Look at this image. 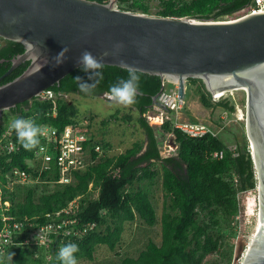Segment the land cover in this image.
I'll return each instance as SVG.
<instances>
[{"label": "trees", "instance_id": "trees-1", "mask_svg": "<svg viewBox=\"0 0 264 264\" xmlns=\"http://www.w3.org/2000/svg\"><path fill=\"white\" fill-rule=\"evenodd\" d=\"M89 1L107 3L109 0ZM143 1L119 0L117 7L123 11L148 14L149 9ZM250 2L251 0H161L162 9L157 16L217 21L232 15ZM0 41L3 43L0 47V85H4L18 77L29 62L19 65L2 78L11 65V59L22 54L24 48L19 43L2 39ZM102 72L104 79L91 95L80 93L77 88L73 78L78 75L86 78V74L79 68L49 90L56 94L101 97L119 78H126L127 75L124 69L111 66H104ZM186 83L197 85L203 107H218L227 113L234 112L235 107L229 99L219 98L213 101L200 80L189 79ZM161 85L160 77L142 73V95L137 97V103L131 109L138 114L137 123L144 132V142H135L117 156L109 157L110 145L97 140L94 132L92 137L95 144L102 147L103 156L96 164L73 172L70 184H54L58 173L51 164V169L43 171L39 176L40 181L44 182L42 185L54 186L49 192L36 197L35 187L31 185L15 186L11 191L4 189L10 208L3 214L12 221L23 222L27 219L37 226L44 225L47 222L46 214H54L74 199L78 200L79 209L73 216L61 215L57 219L59 223L69 219L75 220V223L63 228L64 232H69L68 235H51L53 241L47 249L22 244L26 231H21L15 236L18 245L7 246L4 253L0 254V264H9L8 254L12 255L11 264H61L57 259L59 248L70 242L79 246L77 261H93L99 246L114 251L121 240L124 223L137 221L147 227L158 223L147 189V185H152L158 177L161 178L164 192L159 220L160 242L156 244L149 241L136 256H125L120 259L119 264H203L206 257L219 252L223 235L215 203L223 205L229 214L236 213L239 209L237 195L255 189L251 154L247 146L242 150L230 151L222 139L211 133L190 138L175 128L172 122L164 121L160 126V134H172L177 149L174 155L163 158L155 131L144 116L153 107V97L159 93ZM50 110L49 102H40L35 98L17 105L9 112L14 117L37 115L33 119L37 124V118L43 115L41 113ZM111 118L117 119L116 116ZM43 120L57 129L81 121L74 103L65 100L57 101L55 118L45 117L41 119L42 122ZM123 120L130 121L131 118L125 116ZM106 123L104 121L103 125ZM88 127L90 128L89 125ZM4 129L5 126L0 124V135ZM12 139L16 144V151L0 158L2 173L14 168L33 173L28 163L33 160L36 149L25 151L17 142L14 132ZM220 153L221 157H214V154ZM97 156L92 152L90 157L96 159ZM21 187L26 189L22 200H19L17 190ZM95 190L97 197L92 198V191ZM1 218L2 214L0 228ZM92 224V229H85ZM47 255L50 256L49 261L46 259Z\"/></svg>", "mask_w": 264, "mask_h": 264}, {"label": "water", "instance_id": "water-1", "mask_svg": "<svg viewBox=\"0 0 264 264\" xmlns=\"http://www.w3.org/2000/svg\"><path fill=\"white\" fill-rule=\"evenodd\" d=\"M118 1L0 0V39L24 48L2 78L29 62L18 77L0 85V117L79 68L76 61L85 50L98 59L109 52L104 66L123 69L124 61L160 77L153 106L162 111L158 97L165 83L177 85L180 101L189 79L200 80L210 96L243 92L259 226L241 264H264V12L232 21L197 20L123 11ZM117 45L123 47L112 55ZM65 47L66 59L56 66Z\"/></svg>", "mask_w": 264, "mask_h": 264}, {"label": "rangeland", "instance_id": "rangeland-1", "mask_svg": "<svg viewBox=\"0 0 264 264\" xmlns=\"http://www.w3.org/2000/svg\"><path fill=\"white\" fill-rule=\"evenodd\" d=\"M143 3L149 9L147 15L157 16V13L162 9L161 0H144ZM223 20H225V17L217 21ZM176 86L174 83H165L164 92L160 99H165V95L170 90L174 91ZM221 98H227L231 101L235 107L233 113H227L218 107H203L199 100L197 85H188L187 83L185 85L184 99L179 104L181 105L180 109L162 112L158 107L153 106L144 116L155 131L160 155L163 158L170 157L176 153L177 149L172 134H160V126L165 120L172 122L174 127L180 123H195L205 126L215 136L222 139L230 151L242 150L244 146H247L248 149L249 143L245 132L244 93L239 90L232 91L222 94ZM66 99L74 103L80 114L81 122L83 125L90 126L91 131L96 134V139L110 145L109 157L117 156L135 142H144L145 135L137 123L138 114L134 109L114 106L106 98L101 97L68 94ZM112 116H116L117 119H112ZM125 116L130 117L131 120H123ZM13 117L9 111L3 112L0 117V124L7 126ZM5 121H7V124H5ZM104 121H107L105 125H103ZM140 185L145 186L143 184ZM31 186L35 187L36 197L42 193L49 192L54 187L53 185L46 186L44 184L37 187L35 185ZM20 189L17 190L18 199L22 200L23 191L26 188L21 187ZM147 189L156 211L158 223L153 227L144 226L137 221L124 223L121 240L114 251H110L105 246H99L96 248L93 261L80 260L78 264H119L120 259L125 256H136L149 241L159 244V220L164 203L161 178L158 177L152 185H147ZM91 197H97L96 190L92 191ZM237 198L239 200V209L236 213L229 214L223 205L219 204V202L215 203L221 223L223 240L219 252L206 257L203 264H239L242 256L245 255L247 247L258 228L257 192L255 189L248 190L238 194Z\"/></svg>", "mask_w": 264, "mask_h": 264}, {"label": "built area", "instance_id": "built-area-1", "mask_svg": "<svg viewBox=\"0 0 264 264\" xmlns=\"http://www.w3.org/2000/svg\"><path fill=\"white\" fill-rule=\"evenodd\" d=\"M257 12H264V0H251V2L245 7L239 9L230 16H226L223 21L237 20ZM176 91L177 86L174 91L170 90L169 93L165 95V99H160V96L164 92L163 89V92L158 98L159 102L166 108L165 111L161 110L162 112L175 111L181 108V105L179 104H181L182 101L178 99ZM66 96L67 94H56L49 89L41 92L36 99L40 102H49L51 104V110L46 111L45 113L42 112L41 114L43 115L40 116V118H55L57 101H67ZM221 96L222 93L216 98L212 95L211 98L213 101H216ZM34 117L28 116L27 118L33 120ZM40 118H37V125L43 126L47 130V134L40 137V144L46 150L44 152H39V148L35 150L33 160L28 163L33 169V173L17 168L2 173L0 167V214H2V227L0 228V254L4 253L5 247L18 245V243L15 242V236L21 233V231H26L24 240L21 242L22 244L47 249L49 244L53 241L51 235H68L69 232H64L63 228L75 223V220L73 219L62 220L60 223L57 222V219L60 218L61 215L73 216L79 209L78 200L74 199L69 202L65 208L54 214H46L45 217L47 222L44 225L37 226L35 223L30 222L27 219L23 220V222L12 221L10 217L3 214L10 208V202L4 196V189L11 191L15 186H28L44 183L40 181L39 176L43 171L50 170L52 165L58 173V179L54 184L67 185L72 182L73 172L81 171L88 166L96 164L99 161V158L103 156L102 147L95 144V140L92 137L93 132L88 125H83L80 121L78 123L67 125L62 129H57L50 125L47 120H43L44 122H42ZM9 125L10 123L5 126L3 133L0 135V158H5L16 151V144L12 139L13 132H10ZM175 128L179 129L190 138L201 137L207 133L214 135L205 126L195 123H180L176 124ZM248 150L249 152L251 151L250 146L248 147ZM92 152L98 155L96 159L90 157ZM214 157H221V153L214 154ZM93 227L94 225L92 224L88 225L85 229H92ZM243 257L244 255L242 256V259ZM46 259L49 261L50 256L47 255ZM239 264H241V262Z\"/></svg>", "mask_w": 264, "mask_h": 264}, {"label": "clouds", "instance_id": "clouds-1", "mask_svg": "<svg viewBox=\"0 0 264 264\" xmlns=\"http://www.w3.org/2000/svg\"><path fill=\"white\" fill-rule=\"evenodd\" d=\"M122 45L115 46L112 55H116L122 48ZM69 50L65 47L57 55V65L59 66L66 59V53ZM110 53L105 51L98 59L90 51H83L76 63L80 71L86 74V78L75 76L73 79L77 84L80 93L91 95L97 86L104 79L102 69L104 68L103 58ZM63 58V59H62ZM121 66L126 72V78H119L117 83L111 85L104 93L107 101L112 105L131 108L137 103V97L142 95L140 81L142 73L139 69L121 61ZM10 132H14L17 142L25 151H32L39 148V152L46 149L40 144V137L47 134L45 127L37 125L33 120L24 117H13L9 125ZM79 252V246L75 243H67L59 248L57 259L61 264H78L76 253ZM9 264H11L12 255L8 254Z\"/></svg>", "mask_w": 264, "mask_h": 264}, {"label": "bare ground", "instance_id": "bare-ground-1", "mask_svg": "<svg viewBox=\"0 0 264 264\" xmlns=\"http://www.w3.org/2000/svg\"><path fill=\"white\" fill-rule=\"evenodd\" d=\"M219 94H220V93H216V94H214L215 98L218 97ZM248 143H249V141H248ZM250 147H251V146H250ZM250 150H251V148H250ZM258 226H259V225H258ZM254 235H255V234H254Z\"/></svg>", "mask_w": 264, "mask_h": 264}, {"label": "flooded vegetation", "instance_id": "flooded-vegetation-1", "mask_svg": "<svg viewBox=\"0 0 264 264\" xmlns=\"http://www.w3.org/2000/svg\"><path fill=\"white\" fill-rule=\"evenodd\" d=\"M1 46H3V43H2V41H0V47H1ZM101 97H102V96H101ZM255 188H256V187H255Z\"/></svg>", "mask_w": 264, "mask_h": 264}]
</instances>
